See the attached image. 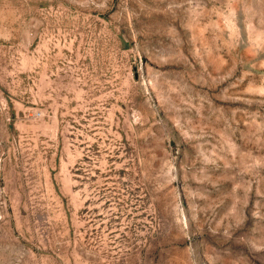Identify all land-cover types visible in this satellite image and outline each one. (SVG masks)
Returning <instances> with one entry per match:
<instances>
[{
    "label": "rangeland",
    "instance_id": "1",
    "mask_svg": "<svg viewBox=\"0 0 264 264\" xmlns=\"http://www.w3.org/2000/svg\"><path fill=\"white\" fill-rule=\"evenodd\" d=\"M0 264H264V0H0Z\"/></svg>",
    "mask_w": 264,
    "mask_h": 264
}]
</instances>
